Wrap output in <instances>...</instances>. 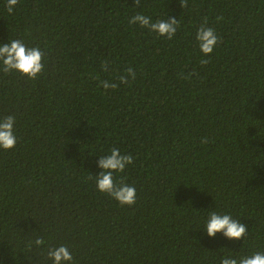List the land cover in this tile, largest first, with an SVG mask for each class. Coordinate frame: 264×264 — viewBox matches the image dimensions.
Instances as JSON below:
<instances>
[{"label":"trees","instance_id":"16d2710c","mask_svg":"<svg viewBox=\"0 0 264 264\" xmlns=\"http://www.w3.org/2000/svg\"><path fill=\"white\" fill-rule=\"evenodd\" d=\"M6 5L0 45L38 47L44 70L29 80L0 64V120L15 116L17 137L0 149V264H53L48 250L61 245L73 264L264 253V0H19L12 14ZM136 14L179 27L168 40L130 24ZM202 25L221 40L209 56L196 40ZM128 68L135 80L119 84ZM112 148L134 157L114 174L135 186L134 206L96 187ZM213 211L247 236L208 237Z\"/></svg>","mask_w":264,"mask_h":264},{"label":"clouds","instance_id":"9594fccd","mask_svg":"<svg viewBox=\"0 0 264 264\" xmlns=\"http://www.w3.org/2000/svg\"><path fill=\"white\" fill-rule=\"evenodd\" d=\"M18 3L19 0H7V12L12 14ZM135 3L136 7H140V0H135ZM181 7H186V4H182ZM218 19L223 18L219 17ZM129 23L138 24L140 27L147 28L168 40L173 39L179 27V22L175 18L158 20L153 23L148 16L143 14L134 15L129 20ZM206 23L207 21H205ZM196 40L204 56H209L213 53L215 47L221 42L220 37L217 36L213 28L203 25L197 31ZM43 59L44 52L38 47H27L19 39L0 45V64H2V70L5 73L18 72L29 80H36L44 70ZM200 63L201 65H207L210 60L201 59ZM101 68L104 71L109 70L107 61L102 63ZM191 75L193 73H189V76ZM129 78L135 80V72L132 68H128L127 73L119 77V84L127 85ZM119 84L101 81V86L106 91L118 88ZM15 123L16 119L13 115L6 116L0 120V149L4 151L13 149L17 143V137L14 132ZM133 162L134 157L132 155L121 154L118 148H112L109 155L100 157L98 161V167L102 169L100 174L95 176L98 191L116 200L122 207H131L136 204L137 190L135 186L117 183L114 174L123 173ZM89 178L91 179L92 176ZM205 231L210 238H214L217 233H222L228 240L240 241L247 236L248 228L230 215H221L213 211L209 213ZM34 243L37 247H40L45 244V241L38 237ZM48 258L53 261V264H73V256L68 247L64 245L49 249ZM220 264H264V253L258 252L239 259L224 257L221 259Z\"/></svg>","mask_w":264,"mask_h":264}]
</instances>
